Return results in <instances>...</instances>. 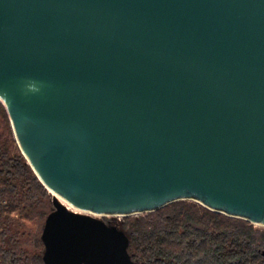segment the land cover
Returning <instances> with one entry per match:
<instances>
[{"label":"water","instance_id":"1","mask_svg":"<svg viewBox=\"0 0 264 264\" xmlns=\"http://www.w3.org/2000/svg\"><path fill=\"white\" fill-rule=\"evenodd\" d=\"M0 100L45 264H138L98 216L181 199L264 225V0H0Z\"/></svg>","mask_w":264,"mask_h":264},{"label":"trees","instance_id":"2","mask_svg":"<svg viewBox=\"0 0 264 264\" xmlns=\"http://www.w3.org/2000/svg\"><path fill=\"white\" fill-rule=\"evenodd\" d=\"M52 199L0 100V264H45L41 236ZM113 223L130 236L138 264H264V228L197 201L177 200Z\"/></svg>","mask_w":264,"mask_h":264},{"label":"rangeland","instance_id":"3","mask_svg":"<svg viewBox=\"0 0 264 264\" xmlns=\"http://www.w3.org/2000/svg\"><path fill=\"white\" fill-rule=\"evenodd\" d=\"M14 136H15V134H14ZM186 200L192 201V199H186ZM193 201H195V200H193ZM140 214L145 215V214H147V212L138 213V214H132V215H140ZM98 217H100V218H102V219H104L106 221H109V222L110 221L114 222L115 220L124 219L126 216L125 215H106V216L99 215ZM255 225L258 226V227L264 228V225H258V224H255Z\"/></svg>","mask_w":264,"mask_h":264},{"label":"clouds","instance_id":"4","mask_svg":"<svg viewBox=\"0 0 264 264\" xmlns=\"http://www.w3.org/2000/svg\"><path fill=\"white\" fill-rule=\"evenodd\" d=\"M28 89L31 90V91H38V87L37 85L33 82V83H29L27 85Z\"/></svg>","mask_w":264,"mask_h":264},{"label":"bare ground","instance_id":"5","mask_svg":"<svg viewBox=\"0 0 264 264\" xmlns=\"http://www.w3.org/2000/svg\"><path fill=\"white\" fill-rule=\"evenodd\" d=\"M58 197H59V199H60L62 202H65V203H66V201H65V199H64L63 197H61L60 195H58Z\"/></svg>","mask_w":264,"mask_h":264}]
</instances>
